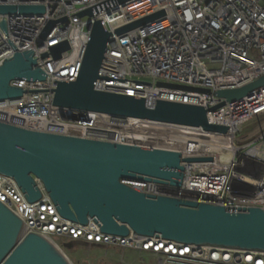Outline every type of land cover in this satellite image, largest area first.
I'll use <instances>...</instances> for the list:
<instances>
[{
  "label": "built area",
  "instance_id": "obj_1",
  "mask_svg": "<svg viewBox=\"0 0 264 264\" xmlns=\"http://www.w3.org/2000/svg\"><path fill=\"white\" fill-rule=\"evenodd\" d=\"M0 5L44 8L39 15H0V22L6 24V31L0 27V64L14 50L29 52L46 76L43 82H11L25 93L19 99L0 101L1 123L139 147L137 135L147 134L150 126L179 139L196 132L217 151L179 152L183 158L211 159L183 163L180 187L122 182L144 195L213 204L234 212L264 211V86L210 111L223 101L216 92L237 89L264 76V0H129L122 4L118 0H0ZM87 10L91 16H79ZM160 12L161 17L143 26L114 34ZM60 20L64 21L42 37L48 23ZM97 21L112 36L94 90L143 99L148 108L159 101L202 107L208 124L225 127L226 132L53 106L56 84L77 78L90 28ZM63 42L68 50L53 59L50 49ZM43 54L47 57L41 59ZM254 120L262 124L252 136L240 140L242 127ZM39 188L42 197L31 204L11 179L0 175V203L23 222L25 232L47 237L72 264H90L91 256L95 258L91 264H264V253L259 252L184 245L160 236L139 237L131 231L126 237L108 236L100 231L98 221L89 219L80 225L61 218Z\"/></svg>",
  "mask_w": 264,
  "mask_h": 264
},
{
  "label": "water",
  "instance_id": "obj_2",
  "mask_svg": "<svg viewBox=\"0 0 264 264\" xmlns=\"http://www.w3.org/2000/svg\"><path fill=\"white\" fill-rule=\"evenodd\" d=\"M129 0H118L122 4ZM39 15L42 6L0 5V15ZM162 12L114 31L122 35L159 18ZM80 17L91 16L90 10ZM60 21H51L45 37ZM100 21L90 28L79 73L73 82H59L53 89V106L117 117L201 127L224 133L226 128L208 124L206 110L198 106L156 102L148 108L143 99L96 91L95 81L111 33ZM0 27L6 31L4 21ZM68 50L63 42L50 49L59 59ZM47 57L43 54L41 59ZM44 72L29 52L14 50L0 64V101L19 99L25 93L11 82L45 81ZM174 89L193 90L158 84ZM264 86V76L240 88L222 90L223 99L210 111L239 100ZM209 93L208 90H199ZM209 158H183L171 150L142 148L79 137L58 136L21 129L0 122V175L11 179L28 203L42 197L39 185L61 218L86 225L100 223L104 234L158 237L184 245L207 246L264 253V211L254 208L234 212L213 204L165 196L144 195L122 181L155 182L180 187L183 163L210 162ZM0 264H72L47 237L25 232L23 222L0 203Z\"/></svg>",
  "mask_w": 264,
  "mask_h": 264
},
{
  "label": "bare ground",
  "instance_id": "obj_3",
  "mask_svg": "<svg viewBox=\"0 0 264 264\" xmlns=\"http://www.w3.org/2000/svg\"><path fill=\"white\" fill-rule=\"evenodd\" d=\"M149 128L150 130L147 134L137 135V137L140 138L139 144L142 147L166 148L167 150H174L176 152H185L190 148L196 150V152L209 149L213 152L217 151L213 143L201 137L196 132L186 133V137L179 139L175 136H167V131L165 130L156 129L155 127L153 128V126Z\"/></svg>",
  "mask_w": 264,
  "mask_h": 264
},
{
  "label": "rangeland",
  "instance_id": "obj_4",
  "mask_svg": "<svg viewBox=\"0 0 264 264\" xmlns=\"http://www.w3.org/2000/svg\"><path fill=\"white\" fill-rule=\"evenodd\" d=\"M262 124V121L261 120H254V121H251L247 124H245L243 127H242V130L239 134V139L240 140H244L250 136H252L254 134V131ZM92 261H89L90 264L91 263H95L93 262V260L95 261V258L94 256H91L90 258ZM85 262H88V261H85ZM84 262V263H85ZM88 262V263H89ZM104 263V262H103ZM102 264V263H101Z\"/></svg>",
  "mask_w": 264,
  "mask_h": 264
}]
</instances>
